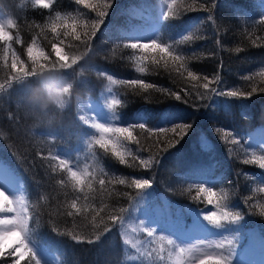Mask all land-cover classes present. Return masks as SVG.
Listing matches in <instances>:
<instances>
[{"label": "trees", "instance_id": "1", "mask_svg": "<svg viewBox=\"0 0 264 264\" xmlns=\"http://www.w3.org/2000/svg\"><path fill=\"white\" fill-rule=\"evenodd\" d=\"M110 2L111 7H106L104 0H92L97 10L107 15L90 40L91 48L71 36H61L63 53L68 55L69 63L75 58L76 64L71 68L57 64L53 68L57 57L50 42L58 41L47 29L42 33L35 27L47 22L49 10L34 8L33 0H0V21H15L16 27L8 30L20 43L14 41L12 50L25 66L29 70L32 67L27 47L34 39L49 57L40 61L45 65L41 75L28 78L26 84L9 87L7 81L14 74L10 67L12 50L6 66L4 45L0 44V83L5 84V89L0 90V162L21 184L33 217L30 228L35 246L48 251L57 264H176V249L167 244V239L176 238L161 241V230L145 222L144 217L159 214L161 221L181 223L188 231L208 225L203 216L220 212L207 203L204 195L194 199L200 184L212 187L217 199L224 197L221 204L242 217L235 223L224 221L226 228L221 230L230 234L238 252L249 247L253 238L263 241L264 192L257 189L264 187V169L242 161L246 154H264V144L258 140V132L264 130V91H259L264 88V25L259 23L264 18V0H177L179 15L167 22L160 19L156 37L185 57L187 69L200 77L196 81L183 70L181 75L162 65L156 68L150 59L145 61L148 70L138 72L134 57L140 53L124 47L133 40L116 21L119 15H130L127 28L145 23V16L155 17L156 2ZM164 2L163 12L171 0ZM129 6L139 9L142 15H132L127 11ZM55 11L81 21L98 19L96 11L75 5L74 0H55L52 14ZM84 30L82 26L77 28L81 33ZM181 34L192 39L184 40ZM81 39H85L83 35ZM49 75L64 86L71 85L63 107L49 103L41 87ZM205 76L218 81L209 89L251 94L247 98L216 95L202 87ZM131 79L153 83L156 88L144 91L138 85L122 83ZM253 87L258 90L252 92ZM109 98L120 101L115 107V127H126L140 116L149 127L161 126L178 116L176 122L188 123L191 128L182 138L172 133L149 137L135 129L133 135L145 150L138 151L135 143L125 142L132 155L121 164L110 150L106 153L93 142V136L98 135L85 106L87 101L109 105ZM81 115L89 119V124L80 120ZM233 137L240 143L232 144ZM166 139L178 142L166 146ZM56 155L70 157L74 170L87 169L92 174V190L85 188L87 200L84 193L74 190L66 172L57 167L58 161L52 159ZM150 156L154 157L150 167H141L139 159L148 160ZM137 177L149 179L152 187L137 195L134 188L116 183L118 179L130 182ZM98 179H105L103 193ZM128 193L134 198L129 200ZM73 200L82 209L79 214L71 208ZM121 209L125 211L121 213ZM113 214L123 215L134 225H113L109 219ZM144 225L155 228L156 237H148L141 230ZM106 227L111 230L105 231ZM125 240L130 243L125 244ZM161 248L163 260L157 255Z\"/></svg>", "mask_w": 264, "mask_h": 264}, {"label": "snow or ice", "instance_id": "2", "mask_svg": "<svg viewBox=\"0 0 264 264\" xmlns=\"http://www.w3.org/2000/svg\"><path fill=\"white\" fill-rule=\"evenodd\" d=\"M55 0H33V7L38 9L49 10V15L47 17V22L44 25L36 24L35 27L39 28L43 33L45 29L50 32L53 36V39L58 41L50 42L52 51L57 57L56 63H53L52 67L55 68L59 64L60 68H71L72 65L76 64V59H72L69 63V57L67 54L63 53L62 45L64 43L63 39H60L61 36L67 37L71 36L74 40L81 41L89 49L91 48L90 40L92 36L95 35V32L98 30L99 25L103 23L104 17L107 15V12L104 10H97V5L92 3V0H74L75 5H83L84 8L91 11H96L98 19L91 21H81L75 17L68 15L62 16L59 11L53 13V4ZM106 7H111L110 0H104ZM181 8L177 7V0H171L167 4V11L161 13L160 19L163 22L169 21L170 18H176L179 15ZM90 23L91 28L89 29L88 24ZM260 24L264 25V18L259 21ZM78 26H82L85 30L83 33L78 32ZM16 27V23L12 19H7L6 21H0V44L4 45V64L8 65V53L12 50V44L20 43L18 37L8 30ZM85 39H81V37ZM184 40H190L192 37L190 35H184ZM125 48H130L134 52L140 53V55L135 56L137 71L144 73L147 71L146 60L150 59L151 64L159 68L161 65L166 69H171L176 72H180L181 75L183 72H187L188 77L193 80H199L200 77L195 75L192 71L187 69L185 57L179 54L172 45L163 43L159 40L158 37H150L147 42H141L140 39H135L129 43L124 44ZM144 53H154L151 56H145ZM27 57L32 63V67L29 70L25 66L24 62L20 60V57L16 54L14 50L11 51V70L13 75H11L7 81L8 86L11 87L15 83L26 84V81L30 77H36L42 74V70L45 68L44 64H41V60H48L49 57L42 48H39L36 40H32L30 46L27 47ZM38 68L40 71H38ZM109 80H112L111 76H108ZM246 80H250L251 77H245ZM205 83L202 84L204 89L210 90L212 93L219 96L226 97H235V98H247V95L251 93H245L242 91H218L216 88L209 89V85L218 82L209 80L207 76L203 77ZM115 83V81H113ZM122 83L131 86H139L142 90L148 91L150 89H155L156 85L150 82H145L144 80L131 79L124 80ZM5 89V84L0 83V90ZM258 89L253 87L252 92H256ZM51 91V89H50ZM70 89L68 87L63 88V94H69ZM164 91V90H161ZM259 91H264V88L259 89ZM170 95L175 96L176 99H180V96L175 92H170ZM201 95V98L204 97L203 93H198ZM63 103V101H61ZM120 104V101L113 99L108 105L109 111L112 113L110 117H107V120L115 121L118 117L115 114V107ZM178 116H173L172 120L174 122L164 123L161 126L149 127L148 123L145 122L143 116L138 117L136 122L130 123L126 127H115L111 122H100V118L94 114L90 117L92 121L91 127L99 133L98 137L93 136V142L101 149L107 153L111 151V155L116 157L121 164H125V157L132 155L131 151L126 147L125 142L135 143L137 145L138 151H144L145 149L141 146L140 140L137 136L133 135L135 129H140L141 132L149 134V137L155 135L157 137L172 133L175 136L183 137L186 130L191 128V125L188 123L176 122ZM80 120L84 124H89V119H85L83 115L80 116ZM172 125V126H168ZM226 136H232V133H225ZM159 141H157L158 143ZM175 142L172 139H166L165 145L172 146ZM232 144H239L240 141L234 137L230 141ZM52 159L58 161L57 167L60 171L66 172L70 182L73 185V188L76 192L84 193V199L87 200L88 196L85 193V188L89 191L92 190V180L89 177L92 175L87 169H84L83 172H79L70 167V157L56 155ZM154 157H149L148 160L143 158L139 159V165L145 169L149 168ZM242 163L245 165L252 164L258 165L260 169H264V154L256 155L252 153L250 155L246 154V158L243 159ZM0 175H4L3 170H0ZM107 175V173H105ZM96 179L93 177V180ZM96 182L101 186L100 192L103 193L106 188L105 179H98ZM63 183V181H61ZM112 183V181H108ZM116 183L120 185H126L129 188H134L136 194H141L144 190L152 187V182L149 179L137 177L131 178L130 182L126 179H118ZM19 184L17 183L15 188L8 187L5 184H0V261H3L4 264H21L22 261H26L27 264H45V260L40 254L39 249L35 246L34 242L31 239L32 229L30 228V222L33 217L29 212V208L24 202L22 196L18 195ZM259 192H264V187L257 189ZM129 200L133 199L131 193L126 194ZM204 195L207 203L213 205L220 212V215H217V211H211L208 214L203 216V220L207 221L208 225H211L212 228L217 230H223L226 228L224 221H229L235 223L242 219L240 214L233 213L228 210L227 205L221 204V200L224 199L221 196L217 199V193L213 191L212 187H205L203 184L197 186V196L194 199H198L199 196ZM79 199V197H77ZM251 199V197H249ZM87 207V206H85ZM71 208L75 209L76 213L79 214L82 209L77 206L76 200H73L71 203ZM102 211V209H101ZM125 210L121 209L120 212L123 213ZM72 215L71 212L68 213ZM264 214V212H262ZM99 215V212L96 213ZM95 219V217L93 218ZM110 221L113 225L117 222L123 224L124 217L120 214H113L109 216ZM204 225V224H203ZM207 227L206 225H204ZM111 229L106 227L105 231H110ZM143 232H146L148 237H156L157 232L155 228L148 227L144 225L141 229ZM73 239L79 240L78 237H73ZM99 239V237H97ZM161 241L165 240V237L160 236ZM92 243L93 241H88ZM125 244H129L130 241L125 240ZM167 244L173 246L176 249L177 257L181 260L182 264H233L234 252L231 248V243L229 242L227 248L223 241H218L214 243H206L201 241L199 244L179 241L178 239H167ZM132 248H136L135 244L131 245ZM152 251H156L153 249ZM164 252V249L161 248L157 253L159 259L163 260L164 257L161 253ZM151 256V252L148 253ZM171 256V252H169Z\"/></svg>", "mask_w": 264, "mask_h": 264}, {"label": "rangeland", "instance_id": "3", "mask_svg": "<svg viewBox=\"0 0 264 264\" xmlns=\"http://www.w3.org/2000/svg\"><path fill=\"white\" fill-rule=\"evenodd\" d=\"M155 3V17L146 18L145 23L131 24L128 28L127 25L130 23L129 15H119L117 18V26L124 31L126 30V34L132 40L135 39H149L150 37L157 36L158 34V23L160 21L161 13L166 8V4L164 0H154ZM127 11L132 13V15H142L143 12H140L139 9L135 7L129 6ZM48 83L53 87H63V83L60 82L57 78L53 77V75H49L44 77L42 84ZM108 104L111 103L113 98H109ZM87 110L90 115L93 116L96 114L101 120L100 122H111L113 126H116L117 119L115 121L107 120V117H110L112 113L108 109V105H101L93 101H87L85 103ZM116 114V113H115ZM117 116V115H116ZM97 133V132H96ZM99 135V133H97ZM258 140L259 142L264 144V130L258 132ZM0 170H3L4 175H0V184H5L8 187L15 188L16 184H19V190L17 192L18 195L23 196V191L20 182L13 177L7 170V168L0 162ZM25 202V199H24ZM217 215H220L217 213ZM145 222L155 225L156 229H160L163 237L167 238H176L179 241L191 242L195 244H199L201 241L206 243H214L218 241H223L226 245V248L231 243V248L234 252L233 264H264V240H257L256 238L252 239V244L249 247L242 248L239 252L235 249L233 241H231L230 234L224 233L221 230H217L211 227V225H206L199 227L198 230L188 231L185 230L181 223L175 224V222L162 219L159 214H156L155 217H152L151 214H146L144 217ZM127 222L126 225L133 226L132 220H124L123 224ZM167 234L168 236H164ZM190 237H193L189 240ZM45 260V264H57L55 258L44 248L37 247ZM176 264H181V260L176 259Z\"/></svg>", "mask_w": 264, "mask_h": 264}, {"label": "clouds", "instance_id": "4", "mask_svg": "<svg viewBox=\"0 0 264 264\" xmlns=\"http://www.w3.org/2000/svg\"><path fill=\"white\" fill-rule=\"evenodd\" d=\"M41 87L45 91L49 103L55 104L58 107H63L65 103L64 97L67 95L63 94V88L68 87L70 89L71 85L63 87H53L48 83H43ZM61 101H63V103H61Z\"/></svg>", "mask_w": 264, "mask_h": 264}]
</instances>
